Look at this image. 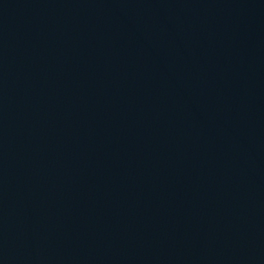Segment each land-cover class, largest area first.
<instances>
[{"label": "water", "instance_id": "1", "mask_svg": "<svg viewBox=\"0 0 264 264\" xmlns=\"http://www.w3.org/2000/svg\"><path fill=\"white\" fill-rule=\"evenodd\" d=\"M0 264H264V0H0Z\"/></svg>", "mask_w": 264, "mask_h": 264}]
</instances>
